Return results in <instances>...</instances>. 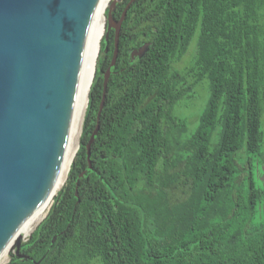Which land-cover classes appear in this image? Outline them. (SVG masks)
<instances>
[{"label":"trees","instance_id":"1","mask_svg":"<svg viewBox=\"0 0 264 264\" xmlns=\"http://www.w3.org/2000/svg\"><path fill=\"white\" fill-rule=\"evenodd\" d=\"M113 37L100 40L66 179L21 242L31 259L4 264H264V0H134L88 168ZM204 80L193 127L179 108Z\"/></svg>","mask_w":264,"mask_h":264},{"label":"water","instance_id":"2","mask_svg":"<svg viewBox=\"0 0 264 264\" xmlns=\"http://www.w3.org/2000/svg\"><path fill=\"white\" fill-rule=\"evenodd\" d=\"M118 1L110 0L105 13L103 35L107 39L113 29L114 48L103 73L95 125L85 143L88 168H92L91 145L100 126L110 67L118 53L121 23L134 0H128L115 19L111 10ZM97 2L0 0V252L21 223L40 207L56 179L68 141L86 34ZM145 49L146 44L134 49L130 60ZM77 185L78 180L76 197ZM21 242L20 238L14 241L9 257L31 259L20 253Z\"/></svg>","mask_w":264,"mask_h":264},{"label":"bare ground","instance_id":"3","mask_svg":"<svg viewBox=\"0 0 264 264\" xmlns=\"http://www.w3.org/2000/svg\"><path fill=\"white\" fill-rule=\"evenodd\" d=\"M110 0H98L86 34L81 72L75 104L72 113L71 125L69 129L68 141L65 147L64 156L58 170L56 179L39 208L35 209L18 227L14 237L0 252V264H4L8 258L11 247L17 238L23 239L28 236L39 221L43 218L51 199L66 179L69 166L77 150L78 136L81 130L84 111L87 104V95L90 83L93 78L95 62L99 51L100 40L105 28V9Z\"/></svg>","mask_w":264,"mask_h":264},{"label":"rangeland","instance_id":"4","mask_svg":"<svg viewBox=\"0 0 264 264\" xmlns=\"http://www.w3.org/2000/svg\"><path fill=\"white\" fill-rule=\"evenodd\" d=\"M109 3H110V1L108 2L106 8L108 7ZM105 11H106V9H105ZM191 51H192V46L190 47L188 53L186 54V56L184 57V59L180 63V65L186 64V62L190 58ZM206 96H207V81L204 80V81H202V83L200 85L196 86L193 90V107L187 105L186 107L179 108L180 115L190 116V120L193 121V122L189 123L190 126H192V125H193V127L195 126V124L197 122L196 116L198 115V112L200 111V108L203 105V103L206 99ZM263 149H264V144H263ZM255 180H256V183L258 186H260V187L264 186V168H263L262 164L259 165V168L257 167L255 169ZM52 200H53V198L51 199V202H52ZM51 202H50V204H51ZM50 204H49V206H50ZM27 237L28 236L24 237L23 239H21V241H24Z\"/></svg>","mask_w":264,"mask_h":264}]
</instances>
